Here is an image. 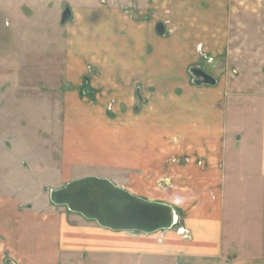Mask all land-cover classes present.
<instances>
[{"label":"crops","instance_id":"obj_1","mask_svg":"<svg viewBox=\"0 0 264 264\" xmlns=\"http://www.w3.org/2000/svg\"><path fill=\"white\" fill-rule=\"evenodd\" d=\"M178 2L179 25L217 26L208 35L213 39L218 26H242L244 37L253 27L248 32L264 39V0H107L72 7L61 169L54 157V169L67 179L79 168L101 171L137 197L172 206L180 214L177 225L154 234L102 228L4 173L28 174L34 167L27 159L14 167L0 162V264H264V89L247 93L261 81L235 79L212 57L200 66L217 85L192 83L189 69L205 48L196 44L205 39L156 33L164 22L156 9L171 15ZM128 3L137 5L139 19L124 10ZM48 67L49 74L59 70L35 68ZM86 81L95 100L80 96ZM11 83L4 104L29 102L22 83ZM5 109L0 120L11 126ZM9 132L0 129V143L12 139Z\"/></svg>","mask_w":264,"mask_h":264},{"label":"rangeland","instance_id":"obj_2","mask_svg":"<svg viewBox=\"0 0 264 264\" xmlns=\"http://www.w3.org/2000/svg\"><path fill=\"white\" fill-rule=\"evenodd\" d=\"M94 1L99 0H0V115H3L6 108L8 119H10L6 121L10 122L12 119L11 126L0 120V129H10L11 135L9 134L7 138H12L7 139L5 143H0V162L5 163V166L13 167L17 163L16 160L27 159V164L31 162L30 166L33 164L34 170L31 168L28 174L19 170L11 172L7 170L4 173H10L9 177L16 180L14 182H27V191L37 197H45V200L50 196L51 190L62 188L73 180L96 176L87 174H97L99 178L110 179L99 175L103 173L101 171L91 172L89 169L80 168L75 169V177L67 179L68 177L61 176V172L54 169L57 163L54 157L59 156L60 169L62 166L59 152L63 136L64 119L62 118L65 113V106H63L65 96L62 88L64 61L68 50L66 41L68 26L60 24L63 3L75 7ZM171 5L176 10L170 11L171 15H168V9L162 10V6L156 9V12L160 14H157L158 19L164 21L163 24L170 22L166 26L169 33L182 32L205 39L203 42L195 43L205 45L202 51L196 52L195 65L206 66L212 57L217 60V65L221 66L220 70H223L222 66L228 67L230 75L235 79L246 76L250 77L251 81H261V87H255V90L247 88V93L264 89V39L260 41L252 32H248L253 27L248 29L247 36L244 37L245 35L243 36L241 32L242 26H218L220 34L217 39H213L208 35L217 26L179 25L180 19L176 16L181 14L180 4L178 2ZM125 6L132 7L134 3H128ZM131 11L135 10L131 9ZM163 13L167 15H162ZM193 13L196 11L194 10ZM185 21L189 20L185 19ZM199 31H203L205 35ZM205 56H208V59ZM24 63L27 64L24 65ZM47 65L55 66V69H59L58 72L49 74L51 67L43 68L44 72L35 68ZM19 67L28 69L29 73L23 74L25 70L21 71ZM24 77L35 81H25V79L20 81ZM20 82L27 89L23 90V94L27 96L25 98L30 101L20 103L21 106L18 108L11 103L5 105L4 92L7 90V85L11 83L17 86ZM47 86L56 87V90L47 89ZM236 92L245 93L243 90Z\"/></svg>","mask_w":264,"mask_h":264},{"label":"water","instance_id":"obj_3","mask_svg":"<svg viewBox=\"0 0 264 264\" xmlns=\"http://www.w3.org/2000/svg\"><path fill=\"white\" fill-rule=\"evenodd\" d=\"M70 18L71 11L67 8L61 24L65 25ZM157 32L162 37L166 36L163 25L157 27ZM189 75L198 87H215L218 83L200 65L190 67ZM80 96L95 100V91L89 87L88 81L80 90ZM50 199L54 205L65 207L115 232L154 234L171 230L180 216L170 205L137 197L112 181L95 176L73 180L62 188L51 190Z\"/></svg>","mask_w":264,"mask_h":264},{"label":"flooded vegetation","instance_id":"obj_4","mask_svg":"<svg viewBox=\"0 0 264 264\" xmlns=\"http://www.w3.org/2000/svg\"><path fill=\"white\" fill-rule=\"evenodd\" d=\"M99 2L101 3V4H103V5H107V0H99ZM63 5H64V9L62 10V19H61V22H62V20H63V15H64V13H65V11H66V9L67 8H69L70 9V11H71V18H70V20L64 25V26H66L69 22H71L72 21V19H73V16H74V13H73V9H72V6H70L68 3H63ZM124 8V7H123ZM131 9H133V10H135V11H131L130 12V10ZM125 11H127V12H130V13H132V16H133V18H135V19H139L140 18V15L138 14V9H137V5L136 4H134V6H126L125 7V9H124ZM61 22H60V24H61ZM62 25V24H61ZM159 25H163L164 27H165V30H166V36L169 34V30H168V28L166 27L167 25L166 24H163L162 22H159V23H157V25H156V33H157V35L158 36H160L159 34H158V32H157V27L159 26ZM165 36V37H166ZM160 37H162V36H160Z\"/></svg>","mask_w":264,"mask_h":264}]
</instances>
